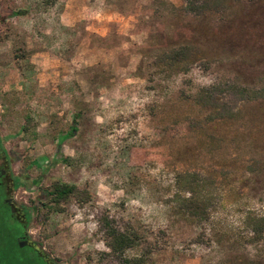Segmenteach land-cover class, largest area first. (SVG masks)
<instances>
[{
	"label": "rangeland",
	"instance_id": "rangeland-1",
	"mask_svg": "<svg viewBox=\"0 0 264 264\" xmlns=\"http://www.w3.org/2000/svg\"><path fill=\"white\" fill-rule=\"evenodd\" d=\"M225 2L194 14L185 0H0V63L16 73L9 110L0 83V152L9 183L27 182L11 185L18 214L38 206L28 241L59 264H118L104 215L137 231L124 255L144 264H264V234L244 225L247 212L264 216V0ZM182 45L187 67L159 61ZM230 83L261 95L242 98ZM202 88L211 106L196 101ZM183 173L215 197L204 221L172 201ZM54 181L89 200L46 213L39 191Z\"/></svg>",
	"mask_w": 264,
	"mask_h": 264
},
{
	"label": "trees",
	"instance_id": "trees-1",
	"mask_svg": "<svg viewBox=\"0 0 264 264\" xmlns=\"http://www.w3.org/2000/svg\"><path fill=\"white\" fill-rule=\"evenodd\" d=\"M53 1L54 0H42V4L49 5ZM225 6V0H185L184 7L191 13L202 14L225 8ZM1 19L2 15L0 13V21ZM191 56V47L188 45H182L163 52L159 61L169 66L181 64V67H187V62ZM224 86L227 90L235 92L242 98H255L261 95V90L237 83L225 84ZM219 88L222 90V87ZM211 95L212 91L209 88H202L196 96V101L203 106H211ZM79 116L80 113L77 112V114L73 116L72 124L69 126V129L62 132L61 137H57L56 155L61 152L62 142L77 131L76 118ZM26 128L27 127L24 126L22 131H26ZM62 161H68V157H63ZM14 178L15 177H11L14 189L27 185L26 181H15ZM17 178L24 179V176H17ZM176 185L179 191L173 194L172 201L178 207V212L199 220H206L209 216L211 203L215 199L207 184L204 181H199L194 173H183L177 177ZM40 190L39 197L43 196L44 201L39 203H41L42 206H45L46 213L62 212L64 207L63 204L71 197H74L75 200L80 203L88 201L90 197L87 191H81L73 184L60 181H54ZM183 190H187L189 194H182L181 191ZM35 208H38V206L35 205L33 207H28L22 205L20 208L22 211L21 214H18V211L15 210L13 219H15L16 222L11 224V227L9 228V234L10 236L12 235V238L9 239V263L5 262L4 264H59L55 258H52L41 247L33 245V242H29L28 240L25 242V240L22 239L21 242L23 243V246L19 248L17 245L15 235L18 234L22 236L23 234L25 237L27 236L26 227L32 218L33 210ZM113 222L114 221L109 218L108 215H104L101 217L100 227L104 232L105 244L109 248L110 253L118 257V264H144L145 260L142 255L133 257H127L124 255V252L133 247L139 240V234L137 231L132 227L120 229L114 225ZM244 225L256 235L264 234V216H259L254 212H247L244 216ZM0 249L2 248L0 247ZM19 250H21L20 255L17 253ZM26 251L30 254L33 253L34 258L29 257V253ZM5 256L6 255H4V258ZM21 258H23V260ZM2 259V256H0V260ZM0 264H2L1 261Z\"/></svg>",
	"mask_w": 264,
	"mask_h": 264
},
{
	"label": "flooded vegetation",
	"instance_id": "flooded-vegetation-1",
	"mask_svg": "<svg viewBox=\"0 0 264 264\" xmlns=\"http://www.w3.org/2000/svg\"><path fill=\"white\" fill-rule=\"evenodd\" d=\"M0 157H4V164L0 165L1 168V176H0V256H2V264L9 263V203L11 206V210L15 213L17 211V206L15 207V202L13 198L10 196V190L12 189V182L9 183V169H8V161L7 157L3 156L0 152ZM1 158V159H2ZM13 206V207H12ZM15 207V209H14ZM20 241L25 240L27 242V236L22 234L19 235ZM4 255L5 258H4Z\"/></svg>",
	"mask_w": 264,
	"mask_h": 264
},
{
	"label": "crops",
	"instance_id": "crops-1",
	"mask_svg": "<svg viewBox=\"0 0 264 264\" xmlns=\"http://www.w3.org/2000/svg\"><path fill=\"white\" fill-rule=\"evenodd\" d=\"M11 76L12 77L16 76V73L9 74V65L4 66V65H2V63H0V83L1 82H7L8 83V84L5 83L4 88H3V89H5V91L7 89V92H5L7 110H9V78ZM7 161H8V158H7Z\"/></svg>",
	"mask_w": 264,
	"mask_h": 264
},
{
	"label": "built area",
	"instance_id": "built-area-1",
	"mask_svg": "<svg viewBox=\"0 0 264 264\" xmlns=\"http://www.w3.org/2000/svg\"><path fill=\"white\" fill-rule=\"evenodd\" d=\"M0 112H2V105H1V103H0Z\"/></svg>",
	"mask_w": 264,
	"mask_h": 264
}]
</instances>
